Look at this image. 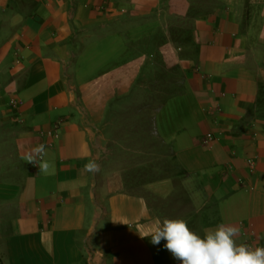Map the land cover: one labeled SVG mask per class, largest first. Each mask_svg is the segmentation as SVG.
Segmentation results:
<instances>
[{
	"label": "crops",
	"instance_id": "0c3cea01",
	"mask_svg": "<svg viewBox=\"0 0 264 264\" xmlns=\"http://www.w3.org/2000/svg\"><path fill=\"white\" fill-rule=\"evenodd\" d=\"M177 23L181 56L155 39ZM156 49L173 92L127 141L109 105ZM166 219L264 247V0H0V264H181Z\"/></svg>",
	"mask_w": 264,
	"mask_h": 264
},
{
	"label": "clouds",
	"instance_id": "9594fccd",
	"mask_svg": "<svg viewBox=\"0 0 264 264\" xmlns=\"http://www.w3.org/2000/svg\"><path fill=\"white\" fill-rule=\"evenodd\" d=\"M39 150L43 151V146ZM86 167L93 172L98 169L94 162ZM238 232L235 227L221 225L201 237L190 230L187 221L166 219L149 236L153 245L166 241L164 247L181 264H264V247L251 250L238 246L234 240Z\"/></svg>",
	"mask_w": 264,
	"mask_h": 264
},
{
	"label": "rangeland",
	"instance_id": "374dc122",
	"mask_svg": "<svg viewBox=\"0 0 264 264\" xmlns=\"http://www.w3.org/2000/svg\"><path fill=\"white\" fill-rule=\"evenodd\" d=\"M195 8L196 7H193L192 12L196 10ZM177 24H178L177 26L179 27L178 29L172 30V29H169V27H167V31L164 33L163 32L160 33V38L156 35L155 39H160L159 41H162V42L169 41L171 45L173 44L177 48L178 51L180 48L182 50H186L188 48L187 40H189L187 39L189 38L188 32L185 31L184 25L180 26L181 23H177ZM152 44H154V42H152ZM158 50L159 49H156L157 53L161 51V49L160 51ZM162 50L163 52L164 50L167 51L166 49H162ZM147 52L152 53V52H155V50L154 48H151V49H147ZM163 52L161 51L160 52L161 56L157 57V59H159L161 62V64L159 65V68L162 70V73L158 74L156 79H150V80L147 79V80L142 81L146 83V86H147L146 92L144 89L138 88V90H140L139 94L136 91L137 92L136 94L131 93V95L129 96L124 95L123 97L115 98L112 105H109L110 110L107 113V115H109V118H112V116L117 117L114 114V112L120 111L119 112L120 114L126 109L127 111L126 114L129 115V118H130L129 120L132 123V126H129L127 129H124V131L127 132L126 136L130 135V137H127V138L125 137L127 141H129V139H131L132 137H136L138 135L139 136L146 135V137L149 138L150 136L148 133L150 132L149 129L147 127L139 126L143 119V111L147 110V113H148L147 117L149 120V116H150L149 110L152 108H157L159 104H162L164 102V99L166 98L165 93L173 92L171 85L173 86V82H175V79L171 78L172 74L169 72V67L165 63ZM179 56H181L180 51H179ZM178 81L180 82L179 78H178ZM113 131L114 133L117 131H120V128L115 127ZM149 141L150 140H147L145 142L148 144ZM130 143L128 145L132 146ZM140 145L144 146V142ZM156 148H159V146L156 145L155 149L153 148L154 150L152 151L155 152L157 150ZM128 159L129 161L131 160L130 163H132V157L129 156ZM166 170H169V168H166ZM177 180L178 182L182 183L180 178H178ZM140 192H143V191H140ZM190 196L194 198V203L195 202L198 203L199 202L198 199H200L201 194L195 189V187H191Z\"/></svg>",
	"mask_w": 264,
	"mask_h": 264
},
{
	"label": "built area",
	"instance_id": "2783aa9c",
	"mask_svg": "<svg viewBox=\"0 0 264 264\" xmlns=\"http://www.w3.org/2000/svg\"><path fill=\"white\" fill-rule=\"evenodd\" d=\"M212 137H213V135H212V134H210V135H209V138H212Z\"/></svg>",
	"mask_w": 264,
	"mask_h": 264
}]
</instances>
